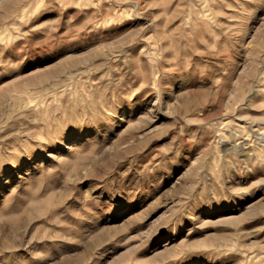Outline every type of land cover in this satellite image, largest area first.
Masks as SVG:
<instances>
[{
  "label": "rangeland",
  "instance_id": "obj_1",
  "mask_svg": "<svg viewBox=\"0 0 264 264\" xmlns=\"http://www.w3.org/2000/svg\"><path fill=\"white\" fill-rule=\"evenodd\" d=\"M0 264H264V0H0Z\"/></svg>",
  "mask_w": 264,
  "mask_h": 264
}]
</instances>
